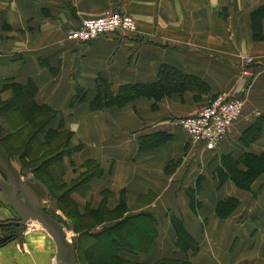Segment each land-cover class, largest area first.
I'll return each instance as SVG.
<instances>
[{
	"label": "crops",
	"instance_id": "crops-1",
	"mask_svg": "<svg viewBox=\"0 0 264 264\" xmlns=\"http://www.w3.org/2000/svg\"><path fill=\"white\" fill-rule=\"evenodd\" d=\"M262 4L264 0H0V77L7 81L2 85L35 84V102L58 113L50 127L73 125V120L78 124L71 142L83 146L63 157V183L85 172L86 161L97 162L102 172L86 191L71 194L78 214L97 210L102 192L110 194L108 207L115 209L121 204L117 189H124L132 212L154 216L159 234L155 244L147 253L125 251L128 260L264 264V182L246 192L229 181L221 184L216 176L224 156L264 154V122L258 140L250 144L242 140L264 117V41L253 40L250 23V13ZM106 12L132 16L138 31L100 37L89 44L67 39L68 30ZM20 37L27 40L25 48L8 42H21ZM242 57L253 58V77L242 75ZM162 64L202 78L210 91L202 93L201 101L194 91L158 102L140 97L125 112L91 110L98 78L118 92L123 85L156 81ZM79 88L86 98L71 106ZM220 93L242 95L246 102L242 118L216 150L202 144L190 150V137L178 120L196 115ZM159 132L173 139L151 150L143 148ZM193 192L199 200L196 211L191 208ZM229 197L239 200L238 214L221 220L215 206ZM0 208V215L7 214L1 201ZM173 217L182 220L198 242L196 255L176 247ZM31 225L23 235L31 256L17 251L16 239L0 247V264H53V240Z\"/></svg>",
	"mask_w": 264,
	"mask_h": 264
},
{
	"label": "trees",
	"instance_id": "trees-1",
	"mask_svg": "<svg viewBox=\"0 0 264 264\" xmlns=\"http://www.w3.org/2000/svg\"><path fill=\"white\" fill-rule=\"evenodd\" d=\"M250 23L253 39L255 41H264V4L255 8L250 13ZM13 86L19 89L21 96L23 94L26 97L25 99H22V102L28 101L29 104L31 103L30 105L41 111V114L36 117V120L41 121L40 124L35 127L32 125L35 131L31 126L33 129L32 141L38 142V132L40 131L41 134L45 132L49 141L45 142L41 146L47 147L46 150L43 149V152L48 153V155L51 156L47 160L46 167L47 169L50 168L53 171L54 178L58 180V172H56V167L61 165V161L64 156L70 155L72 152L80 149V146L72 145V135L71 137H67L66 135L67 138H62L61 135H57V133H59L58 129L60 126L59 128L54 129L50 127V123L55 119L57 112L48 106H40L35 102V95L37 93V87L35 84L29 82L27 86H21L18 84H13ZM97 86L98 92L90 104L91 110L95 112L114 105H124L130 103L131 101L140 97H145L149 100H153L154 102H158L174 94L182 95L186 92L194 91H197L200 94H205L210 91V86L202 78L192 74L183 73L179 69L165 64L160 66L158 78L154 82L127 84L121 86L118 92H114L111 85L106 80L98 78ZM85 98L86 92L82 88H79L73 97L71 106H75L76 104L83 102ZM11 106H13V104H11L10 107ZM36 120H34V122ZM263 122L264 117L259 118L252 128L246 132L242 139L245 144H250L260 137ZM172 139V135L159 132L149 137V139H147V143H143L142 146L143 148L159 146L163 143L169 142V140ZM1 148L3 147L1 146ZM89 163L91 165H96L97 168L89 172L86 176L84 175V180L81 179L78 184L76 182L71 187H68L66 189L67 191L62 197L64 202L73 203L76 209L77 205L70 199L71 194L81 191L82 189H86L88 187V183L93 178L102 174L97 162L89 161ZM262 175H264V154L255 155L252 153H246L238 159H235L231 155L222 157L221 166L218 168L216 173L217 179L221 183L231 180L237 186V188L245 191L250 190L253 183ZM200 180L201 179H199V181ZM58 184L60 187L66 186V183H61V181H59ZM199 184L200 182L198 185ZM35 193L39 197V194L37 192ZM190 197L191 208L196 211V205L198 204L197 207L199 206V200L196 197V193H191ZM1 202L4 204V206L7 205L4 201ZM239 204V200L233 197L224 201H219L216 206V214L221 219H227L239 207ZM122 206L123 204L121 202L118 207L120 208ZM98 211L99 209L87 210V212L80 216L84 217L88 214H96L95 212ZM172 226L175 229L177 237L175 241L176 247L186 254L192 252L193 255H196L199 253L200 248L198 246V242L188 232L184 222L177 217H173ZM18 229L19 228L16 227L10 228V230L13 231V235L4 241L7 242L6 245L18 238ZM72 230H76L75 226L72 227ZM158 235L159 234L155 224L154 216L150 213H141L129 218H125L113 226L105 228V230H101L94 234H86L84 238L85 245H83V249L87 255H89L91 258H97L101 264L111 262L119 264H141L125 258L123 256L124 252L126 251L132 254L147 253L155 244ZM4 242L0 243V245L4 244ZM81 244L82 243L80 241L76 243L78 251L81 250ZM154 264L193 263L189 258H163Z\"/></svg>",
	"mask_w": 264,
	"mask_h": 264
},
{
	"label": "rangeland",
	"instance_id": "rangeland-1",
	"mask_svg": "<svg viewBox=\"0 0 264 264\" xmlns=\"http://www.w3.org/2000/svg\"><path fill=\"white\" fill-rule=\"evenodd\" d=\"M135 21L137 24V29L135 31L116 32V33L111 34V35L112 36H115V35L124 36V35L135 34L138 31V22H137V20H135ZM81 24H82V22H81ZM81 24L79 26H81ZM21 37H23V35ZM21 37L18 38V40L21 42H14L15 40L14 41L11 40L8 42H13L11 46H16L18 48H25V45H26L25 43L27 42V40L26 39L23 40ZM106 37H110V36H106ZM18 40H16V41H18ZM256 42H260V41H256ZM249 58L252 60L250 63L247 62ZM241 61H242V64H241L242 75L253 77L252 76V74H253L252 64L254 63L253 58L252 57H242ZM5 81L6 80H4L0 77V147L2 146L6 150V152L9 154V156L11 158L12 165L17 170L19 176L23 179V181H25L27 184H29V186L31 188H33V190L39 194V198H40V201H41L43 207L45 209H52V210L56 211L58 214L62 215L71 224L72 227L75 226L76 230L75 231L72 230L73 233H70V238L75 244L79 241L82 243L81 244L82 245L81 250L80 251L77 250V257L79 259V264H101L97 258L96 259L91 258L89 255H87L85 253V251L83 249L84 248L83 245H85L84 238H85L86 234H88V233L94 234V233H97L98 230H105V228L113 226L114 224L124 220L125 218H129L131 216H135L137 214H141L144 212H137V213L132 212V208H130V206L128 204L129 198L127 195V191L124 189H117V191H119V194L121 197V202H122L123 206L120 208L116 207L115 209H111L108 207L109 202L111 201L109 199V198H111L110 194H108L107 192H102L104 189H99V193L102 192L101 193L102 196L99 199L100 200L99 201V208H98L99 211L95 212L96 214H88L84 217H82V216H80V214H78L77 209H76V207H74L73 203L64 202L62 197H63L64 193L67 191L66 189L68 187H71L72 185H74L76 182L78 184V182L84 178L83 177L84 175L86 176L89 172L95 170L97 168V166L91 165L89 163V161H86L85 168H87V170L83 173H80V175L74 176V178L72 177L66 183L65 187H60L58 183H59V181H61V183H62V180H63L62 179V172H63L62 166L60 165L59 167H56V172H58V175H57L58 180H56V178H54L53 171L50 168L47 169V167H46L47 160L51 156L48 155V153L43 152V149L46 150L47 147H43L41 145L44 144L45 142L49 141V139H47V135L45 134V132H43L41 134V132L39 131L38 132L39 133V139L37 138L38 142L32 141L33 129H34L32 125H34V127H35V126L40 124L41 121L36 120V117L41 114V111L37 110L35 107L30 105L31 103L29 104L28 101L22 102V99H25L26 97L23 94L21 96V92L19 91V89L14 87L13 85L12 86L4 85V84L2 85V83L7 82V81L6 82ZM247 83L246 84L248 86L249 81H247ZM202 95H204V94H200L199 97L196 96V100L201 101ZM234 95L236 96L237 94H234ZM241 96H237V98L244 99ZM138 101H139V99L137 98V99L131 101L130 103H127L124 105H114V106L108 107L106 109L100 110V112H104L106 110L108 112H110L111 110H114L112 108H118L119 111L125 112L126 108L133 107L134 105L137 104ZM11 104H13V106L10 107ZM208 104L202 106V108L199 107L201 109L198 112L203 110ZM245 105H246V103H245ZM185 106L186 105L183 104V107H185ZM96 112H99V111H96ZM110 113L113 114V112H110ZM115 114H117V112ZM57 116L58 115H56V117ZM33 118H34V120H36L35 122H34ZM120 118H122V117H119V119ZM52 122L50 123V125L52 124ZM33 123H35V124H33ZM76 125H78V124L76 122H74V120H73V125L70 123L68 125L66 123H62L60 125V128L58 129L59 133H61V134L57 133V135H61L62 138L71 137V135H72V137H74V135H75L74 128L77 127ZM121 125H125V124L122 123ZM31 126L33 129L31 128ZM252 126L249 128V130L252 128ZM231 128H230V130H231ZM34 131H35V129H34ZM66 135H67V137H66ZM71 139H73V138H71ZM258 139H259V137L256 140H258ZM190 142L191 143H189V146H188V148L190 150H193L196 148L194 145L199 146V144H195L191 140H190ZM163 144H161L159 146L148 147V150L160 147ZM79 146H80V148H82L83 145H79ZM52 156H54V155H52ZM100 176L101 175H98L97 177H100ZM200 177H202V176H200ZM200 177H199V179H200ZM199 179H198V183L202 182V179L200 181H199ZM227 181H229L233 187L237 188V186L231 180H227ZM225 182H222V183H225ZM261 182L262 183L264 182V175L260 176L253 183L251 189L248 191H252L253 187L259 186V184ZM86 189H88V188H86ZM86 189H84V191H86ZM237 189H239V188H237ZM239 190L245 191V190H241V189H239ZM248 191H246V192H248ZM195 192H198V191L196 190ZM229 198H231V197H229ZM229 198H226V199H229ZM226 199H222L221 201H224ZM0 200L4 201L7 204L6 200L3 198V196L1 194H0ZM218 202H217V204H218ZM217 204H216V206H217ZM216 206H215V215L217 216ZM134 208H135V210L139 209L138 206H134ZM236 210L234 211V213L229 218L235 216V214L236 215L238 214V212ZM5 215H8V214H5ZM5 215H3V214L0 215V221L6 220ZM229 218H227V219H229ZM219 219H221V218H219ZM221 220H226V219H221ZM30 224H32L31 225L32 227L37 228V226H35L33 224V222H31ZM27 227H22V228L18 229L17 232H19V235L17 238V242L19 244L16 245V249L20 253L23 252V255H25V256H31L30 250H27V247L25 246L24 241H23L24 240V237H23L24 233L29 232V230L26 229ZM86 244H88V243H86ZM154 263L155 262H153L151 264H154ZM105 264H119V263L111 262V263H105ZM242 264H244V263H242ZM245 264H250V263H248V261H245Z\"/></svg>",
	"mask_w": 264,
	"mask_h": 264
},
{
	"label": "built area",
	"instance_id": "built-area-1",
	"mask_svg": "<svg viewBox=\"0 0 264 264\" xmlns=\"http://www.w3.org/2000/svg\"><path fill=\"white\" fill-rule=\"evenodd\" d=\"M137 24L132 16L119 12H106L98 17L82 21L81 26L67 31V39L88 44L100 37L112 36L116 32L135 31ZM252 60L249 58L248 63ZM245 100L227 93H220L196 115L178 120L177 124L195 144H202L214 151L228 136L229 130L242 118Z\"/></svg>",
	"mask_w": 264,
	"mask_h": 264
},
{
	"label": "water",
	"instance_id": "water-1",
	"mask_svg": "<svg viewBox=\"0 0 264 264\" xmlns=\"http://www.w3.org/2000/svg\"><path fill=\"white\" fill-rule=\"evenodd\" d=\"M0 194L7 202L5 210L9 217L5 215V221L13 219L8 222L1 221L0 228L11 226L22 228L27 227L30 222H36L55 244L56 254L53 264H79L77 246L68 238L69 232L72 231L71 224L56 211L42 206L35 191L19 176L9 154L1 147ZM7 238L5 234L0 233V243ZM6 243L4 242L0 247Z\"/></svg>",
	"mask_w": 264,
	"mask_h": 264
},
{
	"label": "flooded vegetation",
	"instance_id": "flooded-vegetation-1",
	"mask_svg": "<svg viewBox=\"0 0 264 264\" xmlns=\"http://www.w3.org/2000/svg\"><path fill=\"white\" fill-rule=\"evenodd\" d=\"M8 217H9V215H7ZM10 220H13V219H10ZM10 220H7V221H5V222H8V221H10ZM1 222V221H0ZM12 227H15V226H11V227H9V228H0V233L1 234H5L7 237H11L12 235H13V231L12 230H10V228H12ZM17 228V227H16Z\"/></svg>",
	"mask_w": 264,
	"mask_h": 264
},
{
	"label": "bare ground",
	"instance_id": "bare-ground-1",
	"mask_svg": "<svg viewBox=\"0 0 264 264\" xmlns=\"http://www.w3.org/2000/svg\"><path fill=\"white\" fill-rule=\"evenodd\" d=\"M43 206V205H42ZM31 223V222H30ZM30 223L27 225V226H29L30 225ZM33 224L35 225V226H37V228L39 227V228H41L42 229V227H41V225L40 224H38V223H36V222H33ZM70 233H72V231H70L69 232V234H68V238H69V240H71V238H70ZM72 241V240H71Z\"/></svg>",
	"mask_w": 264,
	"mask_h": 264
}]
</instances>
